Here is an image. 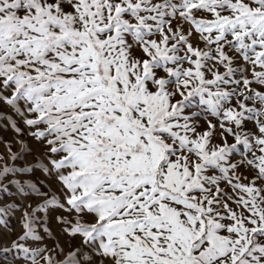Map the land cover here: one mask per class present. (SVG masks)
<instances>
[{"label":"snow or ice","instance_id":"6c2138e0","mask_svg":"<svg viewBox=\"0 0 264 264\" xmlns=\"http://www.w3.org/2000/svg\"><path fill=\"white\" fill-rule=\"evenodd\" d=\"M0 143V264H264V0H0Z\"/></svg>","mask_w":264,"mask_h":264},{"label":"rangeland","instance_id":"374dc122","mask_svg":"<svg viewBox=\"0 0 264 264\" xmlns=\"http://www.w3.org/2000/svg\"><path fill=\"white\" fill-rule=\"evenodd\" d=\"M9 138H10V136H9ZM13 150L19 152L20 151L19 145L18 144L17 145H14ZM0 152H6V148H5V146H4L3 143H0Z\"/></svg>","mask_w":264,"mask_h":264}]
</instances>
